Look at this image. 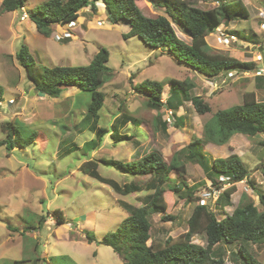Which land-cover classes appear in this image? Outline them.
<instances>
[{"label": "rangeland", "instance_id": "1", "mask_svg": "<svg viewBox=\"0 0 264 264\" xmlns=\"http://www.w3.org/2000/svg\"><path fill=\"white\" fill-rule=\"evenodd\" d=\"M47 1L28 0L24 10L29 16L31 10ZM2 2L0 0V85L5 94L0 104V141L7 138L3 126L16 121L21 124L19 127L25 126L21 128L22 137L31 130L38 131L39 135L36 143L15 152L0 147V264H123L112 248L97 242L89 244L86 234L91 233L101 241L107 233L115 232L127 217L119 201L141 206L145 193L118 195L110 186L80 171L81 165L88 160L99 162L104 158L130 162L156 151L168 163L176 156L185 166L184 174L178 170L171 173L172 183L184 181L189 188L183 190V197L193 191L197 200L189 204L172 194L170 214L176 217L172 222L162 221L161 214H151L149 246L186 233L188 220L198 204H209V209L219 219L232 214L248 199L260 207L258 191L264 190V135L236 134L223 146L205 137V126L215 125V113L242 104V93L255 92L257 99L264 101V90L257 86L255 71L232 72L231 77L225 71L217 78H207L180 63L166 49H153L137 36L126 39L124 35L130 31L129 24L124 21L111 24L102 3L97 4L98 12L90 7L82 10L73 38L59 42L54 37L63 33L62 28L53 27L51 35L45 37L30 18L20 21L22 10L7 12ZM243 2L249 18L222 28L225 34L240 33L241 40L235 36L231 45L221 44L217 40L220 33L216 32L208 38V43L212 53L255 62L264 68V55L262 62L257 59L260 52L264 53V0ZM139 4L149 18L165 15L163 9L148 0H141ZM196 6L210 10L218 4L198 1ZM173 27L180 39L190 43V38L177 24L173 23ZM245 36L251 40H244ZM24 45L36 62L47 68L89 65L95 55L106 48L110 54V75L101 87L105 106L100 112L99 126L110 132L117 129L119 134L130 135L132 139L116 142L107 135L96 151L85 152L83 145L96 139L84 126L91 93L69 90L59 100L38 96L25 68L16 58ZM146 80L165 84L163 103L170 93V81L191 82L195 85L191 95L201 97L211 107V112L200 115L191 101L185 102L177 111V115L184 118V126L175 128L172 111L166 106L160 111L150 109L142 90L136 88ZM121 115L123 118L116 120ZM126 118L132 120L124 126ZM163 122L167 123L166 131L161 126ZM194 139L205 140L202 153L207 165L214 158L239 156L256 182L257 192L247 180L239 182L237 192L231 196V206L219 209L215 203L219 191L214 190L213 194L211 190L213 187L204 168L207 165L197 159L191 161L187 153H180ZM98 173L121 185L146 180L123 174L100 162ZM243 195L247 198L243 199ZM58 211L63 214L64 224L57 223ZM193 242L203 247L207 245L204 234L195 235ZM239 246L240 243L221 244L215 248L214 256L223 257L225 264H243L238 254ZM246 246L264 264V244Z\"/></svg>", "mask_w": 264, "mask_h": 264}, {"label": "trees", "instance_id": "2", "mask_svg": "<svg viewBox=\"0 0 264 264\" xmlns=\"http://www.w3.org/2000/svg\"><path fill=\"white\" fill-rule=\"evenodd\" d=\"M27 1L3 0V10L7 12L21 10L25 8ZM139 1L141 0H48L31 10L29 18L36 24L37 30L42 35L49 37L53 27L65 26L78 20L80 12L86 8L90 7L94 12H98L97 4L103 3L111 24L116 25L122 21L129 24L130 31L124 35L126 39L137 36L153 49H166L180 63L186 64L208 78H216L225 71L228 74L253 72L259 68L255 62H243L231 56L212 53L206 40L223 25L249 18L250 13L243 0H148L155 7L165 11V15L156 18L145 16ZM198 1L206 3L215 1L218 7L203 10L196 6ZM173 23L177 24L180 31L190 38V43L178 37ZM230 34L238 36L239 39L242 36L238 32ZM248 38L245 36L244 40ZM252 43L257 44L254 38ZM16 58L25 68L28 80L37 93L51 98H59L69 88L91 93V103L84 119L86 121L84 126L95 134L96 139L85 143V152L97 150L107 134H110L116 142L132 139L130 135L119 134L117 129L110 132L98 126L100 112L105 106V95L101 87L110 75L108 67L110 54L106 48H102L86 66L53 68L41 66L30 54L26 45L16 54ZM170 83V93L166 103L162 102L164 83L146 80L136 88L142 90L150 109L160 111L166 106L172 111L171 119L175 121V128L184 126V118L178 116L177 111L185 102L191 101L200 115L211 112V107L204 103L201 97L191 95L195 87L193 83L178 80H172ZM4 92V88L0 85V102ZM122 118L121 115L116 120ZM131 120L126 118L123 125H128ZM19 125L16 121L3 126L7 132V138L0 141V147L4 146L12 152L17 147L24 149L36 143L38 131L31 130L26 137H22L21 128L25 126L19 127ZM213 125L209 123L205 126V137L207 141L220 146L227 144L236 134L248 137L264 135V101H259L255 92H247L243 95L242 104L217 111L213 117ZM161 126L164 131L167 130L166 122L161 123ZM203 141L205 140L194 139V142L180 153H187V158L191 161L197 159L204 166L207 165V159L202 153ZM99 162L114 167L123 174L146 180L143 183L121 185L115 180L103 178L98 173ZM99 162L88 160L81 165L80 171L110 186L118 195L130 196L140 193L145 195L141 198V206L119 201V206L126 212L127 217L115 232L107 233L101 241H97L91 233L86 234L89 244L97 242L99 245L112 248L123 264H225L223 257L214 256L215 248L221 244L240 243L238 254L243 264H263L252 255L246 245L264 244V190L258 191L260 207L248 199L232 214L222 219L209 209V204H198L193 208L188 220L186 233L177 239L168 238L164 243L149 246L148 241L151 238L149 216L151 214H161L162 221L172 222L176 220V217L170 214L172 194L184 198L189 204L197 200L194 198L193 191L188 193L186 198L183 197V190L189 188L184 181L172 183L171 173L178 170L184 174L185 166L181 165L176 156L168 163L162 154L156 151L130 162L104 158ZM204 168L207 171V179L213 187L211 190L220 192L215 202L219 209L231 206V196L237 190V183L247 180L249 186L257 190L256 182L237 155L214 158L210 165ZM227 185L229 186L225 188ZM242 198L246 199L247 195H243ZM56 213L59 217L57 223L64 224L63 214L59 211ZM43 221L44 219L41 224ZM8 228L11 229V227ZM201 234L206 236V247L193 242L194 236Z\"/></svg>", "mask_w": 264, "mask_h": 264}, {"label": "built area", "instance_id": "3", "mask_svg": "<svg viewBox=\"0 0 264 264\" xmlns=\"http://www.w3.org/2000/svg\"><path fill=\"white\" fill-rule=\"evenodd\" d=\"M25 8H22V14L20 17V21L24 22L27 18H29L28 14L25 12L24 10ZM60 28L63 29V33H57L55 35V40L57 41H62V40H67V39H71L73 38L74 35V29L77 27V20L74 22H71L65 26H58ZM262 29L264 30V24L262 25ZM216 32L220 33L217 40L219 43L221 44H227L228 46L231 45L233 42H235L236 37L234 35H228L223 33L222 30L218 29ZM215 32V33H216ZM258 61L262 62L263 61V57L259 54L257 56ZM257 62V61H256ZM255 75L256 77H264V68L259 67L258 69L255 70ZM233 75V73L229 74V77H231ZM0 104H2V102H0ZM215 192H213L214 194ZM220 193V192H219ZM219 195V194H218Z\"/></svg>", "mask_w": 264, "mask_h": 264}, {"label": "crops", "instance_id": "4", "mask_svg": "<svg viewBox=\"0 0 264 264\" xmlns=\"http://www.w3.org/2000/svg\"><path fill=\"white\" fill-rule=\"evenodd\" d=\"M99 4V3H98ZM103 4V3H102ZM99 10V9H98ZM80 18V17H79ZM79 18H78V20H79ZM77 20V21H78ZM233 23H235V21H233V22H231V23H229L228 25H223L222 27H220L219 29L220 30H222V28H227V26L229 27V25H231V24H233ZM228 35H229V33H228ZM44 36V35H43ZM211 36H213V34H211V35H209L207 38H206V40H207V42H208V38L209 37H211ZM209 44V43H208ZM254 45H256V43H253ZM254 45H253V47H254ZM263 49H261L260 51H262ZM260 55L263 57V55H264V53H262V52H260ZM237 58V57H236ZM239 58V57H238ZM259 66V65H258ZM259 67H261V66H259ZM201 74V73H200ZM203 75V74H202ZM234 75V74H233ZM205 76V75H204ZM220 76V75H219ZM218 76V77H219ZM229 76V75H228ZM205 77H207V76H205ZM208 78V77H207ZM217 78V77H216ZM210 79H214V78H210ZM255 81L257 82V86L259 87V89H262V90H264V77H260V78H257L256 76H255ZM69 90H77V88H69V89H67V90H65L61 95H60V97L59 98H51V97H49L48 95H45V94H41V93H37L36 91H35V93L36 94H38V96H40V97H48V98H50V99H55V100H59L61 97H62V95L63 94H65V93H67ZM170 90V89H169ZM245 93H247V92H244V93H242V96L245 94ZM4 94H5V92H4ZM256 98H257V96H256ZM100 120H101V118H100ZM99 120V121H100ZM99 126V125H98ZM100 127V126H99ZM68 130V129H67ZM89 130V129H88ZM107 135H110V134H107ZM106 135V136H107ZM105 139V138H104ZM103 144V143H102ZM101 144V145H102ZM73 145V144H72ZM85 145V144H84ZM84 145H83V147H82V149L84 150ZM100 145V146H101ZM4 147V146H3ZM79 149H80V147H78ZM18 149H20L19 147H17V148H15L12 152H15L16 150H18ZM94 151H96V150H94ZM93 151V152H94ZM94 161V160H93ZM236 192H237V190H236ZM119 257V256H118Z\"/></svg>", "mask_w": 264, "mask_h": 264}]
</instances>
